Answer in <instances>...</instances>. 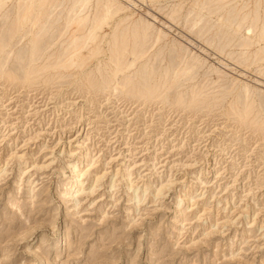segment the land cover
<instances>
[{
	"label": "rangeland",
	"instance_id": "rangeland-1",
	"mask_svg": "<svg viewBox=\"0 0 264 264\" xmlns=\"http://www.w3.org/2000/svg\"><path fill=\"white\" fill-rule=\"evenodd\" d=\"M0 2V264H264V0Z\"/></svg>",
	"mask_w": 264,
	"mask_h": 264
},
{
	"label": "bare ground",
	"instance_id": "bare-ground-1",
	"mask_svg": "<svg viewBox=\"0 0 264 264\" xmlns=\"http://www.w3.org/2000/svg\"><path fill=\"white\" fill-rule=\"evenodd\" d=\"M4 1H7V0H4ZM80 1H81V0H80ZM82 1L84 2V0H82ZM110 1H112V0H110ZM36 2H37V1H36ZM40 2H42V1H40ZM40 2H37V3L39 4ZM75 2H76V1H75ZM75 2H74V3H75ZM83 2H81V3H83ZM87 2H88V0H87ZM0 3H1V2H0ZM26 3H27V2H26ZM44 3H45V2H44ZM77 3H79V1L76 2V4H77ZM85 3H86V2H85ZM104 3H106V1H105ZM23 4H25V3H23ZM28 4H29V3H28ZM88 4H89V3H88ZM112 4H113V3H112ZM41 5H42V4H41ZM72 5H73V4H72ZM79 5H80V7H81V4H79ZM108 5H109V4H108ZM21 6H22V5H21ZM37 6H38V5H37ZM75 6H76V5H75ZM103 6H104V4H103ZM113 6H114V5H113ZM117 6H118V5H117ZM32 7H33V5H32ZM35 7H36V6H35ZM41 7H42V6H41ZM78 7H79V6H78ZM101 7H102V6H101ZM106 7H107V6H106ZM37 8L39 9V7H37ZM85 8H86V7H85ZM98 8H99V7H98ZM103 8H104V7H103ZM115 8H116V7H115ZM117 8H118V7H117ZM120 8H121V7H120ZM229 8H230V7H229ZM24 9H26V8L24 7ZM76 9H77V7H76ZM76 9H73V11H74V10L76 11ZM79 9H80V8H79ZM112 9H113V8H112ZM226 9H227V8H226ZM36 10H37V9H36ZM41 10H42V9H41ZM77 10H78V9H77ZM22 11H23V10H22ZM73 11H72V14L74 13ZM81 11H82V10H81ZM107 11H108V9H107ZM120 11H121V10H120ZM223 11H224V10H223ZM228 11H229V10H228ZM37 12H38V11H37ZM48 12H49V11H48ZM104 12H105V11H104ZM115 12H116V11H115ZM255 12L257 13L256 8H255ZM22 13H23V12H22ZM112 13H114V11H113ZM172 13H173V12H172ZM174 13H175V12H174ZM253 13H254V12H253ZM253 13H252V14H253ZM74 14H75V13H74ZM74 14H73V15H74ZM107 14H108V13H107ZM107 14H106V15H107ZM32 15H33V14H32ZM46 15H47V14H46ZM104 15H105V14H103V16H104ZM108 15H109V14H108ZM248 15H249V14H248ZM255 15H256V14H255ZM1 16H3V15H1ZM30 16H31V15H30ZM44 16H45V14H44ZM71 16H72V15H71ZM112 16H114V15H112ZM115 16H116V15H115ZM115 16H114V17H115ZM117 16H118V15H117ZM117 16H116V17H117ZM170 16H171V15H170ZM246 16H247V15H246ZM20 17H21V15H20ZM75 17H76V16H75ZM75 17H72V19L75 18ZM109 17H110V15H109ZM241 17H242V16H241ZM241 17H240V18H241ZM30 18H31V17H30ZM32 18H33V17H32ZM44 18H45V17H44ZM172 18H173V17H172ZM242 18H243V17H242ZM244 18H245V16H244ZM247 18H248V16H247ZM247 18H246V19H247ZM20 19H21V18H20ZM34 19H35V17H34ZM45 19H48V18H45ZM49 19H50V18H49ZM77 19H78V18H77ZM104 19H105V17H104ZM104 19H103V20H104ZM111 19H112V18H111ZM223 19H225V18H223ZM223 19H222V20H223ZM226 20H227V19H226ZM239 20H240V19H239ZM263 20H264V19H263ZM33 21H34V20H33ZM33 21H32V22H33ZM42 21H43V20H42ZM111 21H112V20H111ZM199 21H200V20H199ZM224 21H225V20H224ZM240 21H241V20H240ZM15 22H16V21H15ZM18 22H20V21H18ZM52 22H53V21H52ZM107 22H108V21H107ZM229 22H230V21H229ZM243 22H244V21H243ZM243 22H242V23H243ZM29 23H30V22H28V24H29ZM53 23H54V22H53ZM69 23H70V22H69ZM90 23H91V22H90ZM104 23H105V22H104ZM104 23H103V24L101 23V25L103 26ZM114 23H115V22H114ZM231 23H232V22H231ZM91 24H92V23H91ZM119 24H120V23H119ZM121 24H122V23H121ZM29 25H30V24H29ZM38 25H39V24H38ZM40 25H41V24H40ZM101 25H100V26H101ZM136 25H137V24H136ZM263 25H264V24H263ZM33 26H34V25H33ZM42 26H43V25H42ZM92 26H93V25H92ZM92 26H91V27H92ZM134 26H135V25H134ZM143 26H145V25H143ZM149 26H150V25H149ZM149 26H148V27H149ZM16 27H18V25H17ZM30 27H31V25L29 26V31H30ZM93 27H94V26H93ZM108 27H109V26H108ZM118 27H119V26H118ZM138 27H139V25H138ZM148 27H147V28H148ZM20 28H21V26H20ZM35 28H37V27H35ZM38 28H39V27H38ZM38 28H37V29H38ZM88 28H89V27H88ZM98 28H99V27H98ZM142 28H143V27H142ZM191 28H192V27H191ZM16 29H17V28H16ZM16 29H15V30H16ZM39 29H40V28H39ZM45 29H47V28L45 27ZM49 29H50V28H49ZM52 29H53V28H52ZM96 29H97V28H96ZM100 29H101V28H100ZM132 29H133V28H132ZM136 29H137V28H136ZM140 29H141V28H140ZM144 29H146V28H144ZM235 29H236V28H235ZM260 29H261V28H260ZM263 29H264V28H263ZM263 29H261V31H263ZM20 30H21V29H20ZM33 30H34V29H32V31H33ZM47 30H48V29H47ZM88 30H89V29H88ZM114 30H116V29L114 28ZM114 30H113V31H114ZM125 30H127V28H126ZM137 30H138V29H137ZM233 30H234V29H233ZM233 30H232V31H233ZM37 31H38V30H37ZM92 31H95V30H92ZM142 31H143V30H142ZM144 31H145V30H144ZM14 32H15V31H14ZM83 32H84V31H83ZM129 32H130V31H129ZM147 32H148V30H147ZM258 32H260V31H258ZM5 33H6V31H5ZM18 33H19V32H18ZM41 33H42V32H41ZM92 33H93V32H92ZM96 33H98V31H97ZM112 33H113V32H112ZM116 33H117V32H116ZM134 33H135V32H134ZM201 33H202V32H201ZM235 33H236V32H235ZM262 33H264V31H263ZM11 34H12V32H11ZM27 34H28V33H27ZM27 34H25V35L28 36ZM37 34H38V33H37ZM44 34H45V31H44L43 35H44ZM86 34H88V32H87ZM89 34H90V33H89ZM94 34H95V33H94ZM121 34H122V33H121ZM146 34H147V33H146ZM205 34H206V33H205ZM231 34H233V32H232ZM257 34H258V33H257ZM29 35H30V33H29ZM43 35H39V37H40V36H43ZM127 35H128V34H127ZM131 35H132V34H131ZM134 35L136 36V34H133V36H134ZM142 35H143V33H142ZM199 35H200V34H199ZM199 35H198V36H199ZM34 36H35V35H34ZM90 36H91V35H90ZM90 36H89V37H90ZM133 36H131V37H133ZM144 36H145V35H144ZM201 36H202V35H201ZM227 36H228V35H227ZM232 36H233V35H232ZM250 36H251V35H250ZM259 36H260V34H259ZM263 36H264V35H263ZM11 37H12V36H11ZM39 37H38V35H37V38H38V39H39ZM77 37H78V36H77ZM89 37L87 36V38H89ZM96 37H97V35H96ZM137 37H138V36H137ZM145 37H146V36H145ZM228 37H229V36H228ZM233 37H235V36H233ZM28 38H29V37H28ZM79 38H81V37H79ZM97 38H98V37H97ZM97 38H96V39H97ZM112 38H113V37H112ZM126 38H127V36H126ZM141 38H142V37H141ZM226 38H227V37H226ZM246 38H248V37H246ZM40 39H41V38H40ZM44 39H45V38H44ZM69 39H70V38H69ZM76 39H77V38H76ZM85 39H86V38H85ZM93 39H95V38L93 37ZM93 39H92V40H93ZM113 39H114V38H113ZM127 39H128V38H127ZM218 39H219V38H218ZM251 39H252V38H251ZM253 39H254V38H253ZM259 39H260V38H259ZM42 40H43V39H42ZM79 40H80V39H79ZM89 40H90V39H89ZM89 40H88V41H89ZM102 40H104V39H103V36H102ZM125 40H126V39H125ZM131 40H132V39H131ZM224 40H225V39H223V41H224ZM229 40H230V39H229ZM231 40H232V39H231ZM245 40H246V39H245ZM28 41H29V40H28ZM30 41H31V40H30ZM39 41H40V40H39ZM77 41H78V40H77ZM86 41H87V40H86ZM115 41H116V40H115ZM115 41H114V43H115ZM156 41H157V39H156ZM220 41H221V40L219 39V43H220ZM254 41H255V40H254ZM34 42H35V41H34ZM71 42H72V45H73L74 43H73L72 40H71ZM71 42H70V43H71ZM95 42H96V41H95ZM100 42H101V41H100ZM138 42H139V41H138ZM138 42H137V43H138ZM230 42H231V41H230ZM250 42H251V41H250ZM257 42H258V40H257ZM259 42H260V41H259ZM91 43H92V41H91ZM91 43H90V44H91ZM114 43H113V44H114ZM116 43H117V42H116ZM119 43H120V42H119ZM134 43H135V40H134ZM134 43H133V45H134ZM224 43H225V42H224ZM228 43H229V42H228ZM245 43H246V41H245ZM30 44H33L32 41H31ZM30 44H29V46H30ZM84 44H85V43H84ZM87 44H88V43H87ZM127 44H128V43H127ZM26 45H27V44H26ZM70 45H71V44H70ZM88 45H89V44H88ZM88 45H85V46H88ZM93 45H94V41H93ZM116 45H117V44H116ZM121 45H122V44H121ZM136 45H137V44H136ZM211 45H212V44H211ZM221 45H222V44H221ZM227 45H228V44H227ZM27 46H28V45H27ZM96 46H97V45H96ZM125 46H126V44H125ZM218 46H219V45H218ZM222 46H223V45H222ZM224 46H225V45H224ZM224 46H223V47H224ZM31 47H32V46H31ZM74 47H75V46H74ZM77 47H78V46H77ZM134 47H135V46H134ZM215 47H216V46H215ZM26 48H27V47H26ZM29 48H30V47H29ZM34 48H35V47H34ZM63 48H64V47H63ZM89 48H90V46H89ZM112 48H113V46H112ZM121 48H122V47H121ZM124 48H125V47H124ZM126 48H127V47H126ZM30 49H31V48H30ZM38 49H39V47H38ZM38 49H37V50H38ZM65 49H66V48H65ZM67 49H68V48H67ZM67 49H66V51L69 50V49H68V50H67ZM76 49H77V48H76ZM92 49H93V48H92ZM97 49H98V48H97ZM118 49H119V47H118ZM134 49H135V48H134ZM219 49H221V48H219ZM28 50H29V49H28ZM81 50H82V49H81ZM90 50H91V49H90ZM115 50H117V49H115ZM121 50H122V49H121ZM260 50H261V48H260ZM263 50H264V48H263ZM59 51H60V50H59ZM66 51H65V52H66ZM101 51H102V50H101ZM123 51H124V50H123ZM33 52H34V50H33ZM87 52H88V51H87ZM99 52H100V50H99ZM110 52H112V50H111ZM255 52H256V51H255ZM29 53H30V52H29ZM69 53H70V52H69ZM78 53H79V52H77V54H78ZM95 53H96V51H95ZM116 53H117V52H115V54H116ZM118 53H119V51H118ZM262 53H263V51H262ZM60 54H61V52H60ZM62 54H63V53H62ZM74 54H75V53H74ZM88 54H90V53H88ZM135 54H136V53H135ZM78 55H80V54H78ZM93 55H94V54H93ZM117 55H118V54H117ZM128 55H129V54H128ZM59 56H60V55H59ZM70 56H71V55H70ZM72 56H75V55H72ZM72 56H71V58H72ZM76 56H77V55H76ZM113 56H114V54H113ZM122 56H123V58H124V54H123ZM137 56H138V54H137ZM262 56H263V55H262ZM86 57H87V56H86ZM88 57H89V56H88ZM130 57H132V56L130 55ZM141 57H142V56H141ZM141 57H140V58H141ZM71 58H70V59H71ZM91 58H92V57H91ZM117 58H118V57H117ZM70 59H69V60H70ZM76 59H78V58L76 57ZM80 59H82V58H80ZM88 59H89V58H88ZM110 59H111V58H110ZM113 59H114V58H113ZM260 59H261V58H260ZM82 60H83V59H82ZM118 60H119V58H118ZM134 60H135V59H134ZM235 60H236V59H235ZM21 61H22V60H21ZM29 61H30V60H29ZM33 61H34V60L32 59L31 62L33 63ZM60 61H61V60H60ZM76 61H77V60H76ZM76 61H75V63H76ZM79 61H80V60H79ZM83 61H84V60H83ZM112 61H113V60H112ZM114 61H115V60H114ZM123 61H124V59H123ZM238 61H239V60H238ZM241 61H242V60H241ZM241 61H240V62H241ZM27 62H28V61H27ZM27 62H26V63H27ZM31 62H30V63H31ZM56 62H57V61H56ZM58 62H59V61H58ZM68 62H69V61H68ZM77 62H78V61H77ZM81 62H82V61H81ZM87 62H88V61H87ZM116 62H117V60L115 61V63H116ZM121 62H122V61H121ZM129 62H130V61H129ZM134 62H135V61H134ZM240 62H239V63H240ZM5 63H6V62H5ZM32 63H31V64H32ZM62 63H63V59H62ZM66 63H67V62H66ZM69 63H71V62H69ZM72 63H73V62H72ZM72 63H71V64H72ZM82 63H83V62H82ZM111 63H112V62H111ZM115 63H114V64H115ZM117 63H118V62H117ZM119 63H120V62H119ZM119 63H118V65H119ZM0 64H1V63H0ZM28 64H29V63H28ZM64 64H65V63H64ZM64 64H61V65H64ZM3 65H4V62H3ZM5 65H6V64H5ZM26 65H27V64H26ZM52 65H54V64H52ZM59 65H60V64H59ZM73 65H76V64H73ZM131 65H132V64H131ZM131 65H130V66H131ZM134 65H135V64H134ZM1 66H2V65H1ZM1 66H0V68H1ZM28 66H29V65H28ZM66 66H67V65H66ZM66 66H65V67H66ZM112 66H113V65H112ZM114 66H115V65H114ZM114 66H113V67H114ZM125 66H127V65H125ZM130 66H129V67H130ZM145 66H147V65H145ZM48 67H49V66H48ZM56 67H57V66H56ZM58 67H60V66H58ZM68 67H69V66H68ZM73 67H75V66H73ZM2 68H3V66H2ZM52 68H53V67H52ZM61 68L63 69V67H61ZM69 68H70V67H69ZM71 68H72V67H71ZM78 68H80V67H78ZM81 68H82V67H81ZM114 68H115V67H114ZM116 68H117V67H116ZM118 68H119V67H118ZM122 68H123V67H122ZM132 68H133V66H132ZM144 68H145V67H144ZM44 69H45V68H44ZM59 69H60V68H59ZM110 69H112V68H110ZM119 69H120V68H119ZM145 69H147V68H145ZM149 69H150V68H149ZM1 70H3V69H1ZM66 70H67V69H66ZM117 70H118V69H117ZM125 70H126V69H125ZM125 70H124V72H125ZM138 70H139V68H138ZM78 71H79V70H78ZM80 71H81V70H80ZM126 71H127V70H126ZM136 71H137V70H136ZM0 72H1V71H0ZM107 72H108V71H107ZM115 72H117V71L115 70ZM120 72H121V69H120ZM130 72H131V71H130ZM148 72H149V71H148ZM1 73H2V72H1ZM109 73H110V72H109ZM117 73H118V72H117ZM122 73H123V71H122ZM149 73H150V72H149ZM107 74H108V73H107ZM115 74H116V73H115ZM130 74H131V73H130ZM133 74H134V73H133ZM144 74H145V73H144ZM151 74H152V72H151ZM167 74H168V73H167ZM109 75H110V74H109ZM111 75H112V74H111ZM138 75H139V74H138ZM114 76H115V75H114ZM125 76H126V75H125ZM130 76H131V75H130ZM130 76H129V77H130ZM134 76H135V75H134ZM106 77H107V76H106ZM122 77H123V74H122ZM135 77H136V76H135ZM154 77H155V76H154ZM167 77H168V75H167ZM114 78H115V77H114ZM114 78H113V79H114ZM127 78H128V77H127ZM147 78H149V77H147ZM152 78H153V77H152ZM152 78H151V79H152ZM115 79H116V78H115ZM138 79H139V78H138ZM141 79H142V78H141ZM158 79H159V78H158ZM167 79H168V78H167ZM88 80H89V79H88ZM135 80H136V79H135ZM139 80H140V79H139ZM174 80H175V79H174ZM92 81H93V80H92ZM127 81H128V80H127ZM143 81H144V79H143ZM153 81H154V80H153ZM161 81H162V80H161ZM170 81H171V80H170ZM109 82H110V81H109ZM114 82H115V81H114ZM118 82H120V81H118ZM118 82H117V80H116V83H118ZM133 82H134V81H133ZM141 82H142V81H141ZM166 82H168V81L166 80ZM172 82H173V80H172ZM172 82H171V83H172ZM124 83H125V82H124ZM128 83H129V82H127V84H128ZM130 83H131V82H130ZM145 83H146V82H145ZM152 83H153V82H152ZM169 83H170V82H169ZM90 84H91V83H90ZM107 84H108V81H107ZM136 84H137V83H136ZM139 84H140V83H139ZM164 84H165V83H164ZM172 84H173V83H172ZM88 85H89V84H88ZM121 85H122V84H121ZM140 85H141V84H140ZM142 85H143V84H142ZM157 85H158V84H157ZM157 85H156V86H157ZM162 85H163V84H162ZM165 85H166V84H165ZM170 85H171V84H170ZM124 86H125V85H124ZM126 86H127V85H126ZM126 86H125V87H126ZM129 86H131V85H129ZM143 86H144V85H143ZM147 86H148V85H147ZM147 86H145V87H147ZM149 86H150V85H149ZM127 87H128V86H127ZM127 87H126V88H127ZM134 87H135V85H134ZM136 87H137V86H136ZM140 87H141V86H140ZM140 87H139V88H140ZM152 87L154 88V83H153V86H152ZM159 87H160V86H159ZM170 87H171V86H170ZM172 87H173V86H172ZM119 88H120V87H119ZM126 88H125V89H126ZM131 88H132V87H131ZM150 88H151V87H150ZM245 88H246V87H245ZM133 89H134V88H133ZM143 89H144V88H143ZM155 89H157V88H155ZM165 89H166V87H165ZM165 89H164V90H165ZM121 90H122V89H121ZM138 90H139V89H138ZM152 90H153V89H152ZM159 90H160V89H159ZM246 90H247V88H246ZM125 91H126V90H125ZM140 91H141V90H140ZM143 91H144V90H143ZM145 91H146V90H145ZM145 91H144V92H145ZM157 91H158V90H157ZM244 91H245V89H244ZM246 92H247V91H246ZM140 93H141V92H140ZM147 93H148V92H147ZM153 93H154V92H152V94H153ZM156 93H157V92H156ZM163 93H164V92H163ZM142 94H143V92H142ZM142 94H141V95H142ZM145 94H146V93H145ZM149 94H151V93H149ZM159 94H160V93H159ZM125 95H126V94H125ZM128 95H129V94H128ZM131 95H132V94H131ZM133 95H134V94H133ZM162 95H163V94H162ZM193 95H194V94H193ZM248 95H249V94H248ZM248 95H246V96L248 97ZM138 96H139V95H138ZM144 96H145V95H144ZM153 96H154V95H153ZM153 96H152V98H153ZM163 96H164V95H163ZM246 96H244V97H246ZM142 97H143V96H142ZM139 98H140V97H139ZM144 98H146V96H145ZM147 98H148V95H147ZM149 98H150V97H149ZM183 98H185V97H183ZM190 98H191V97H190ZM192 98H193V97H192ZM250 98H251V96H250ZM185 99H186V98H185ZM185 99H183V100H185ZM237 99H238V98H237ZM237 99H236V100H237ZM177 100H178V99H177ZM241 100H242V99H241ZM244 100H245V99H244ZM263 100H264V99H263ZM179 101H180V100H179ZM191 101H192V100H191ZM191 101H190V102H191ZM247 101H248V100H247ZM181 102H183V101L181 100ZM181 102H180V104H181ZM236 102H237V101H236ZM241 102H242V101H241ZM260 102H261V101H260ZM184 103H185V102H184ZM234 103H235V102H234ZM239 103H240V100H239ZM236 104H237V103H236ZM188 105H189V104H188ZM240 105H241V103H240ZM232 106H233V105H232ZM237 106H238V105H237ZM243 106H244V105L242 104V107H243ZM252 106H253V105H252ZM230 108H232V107H230ZM240 108H241V107H240ZM255 108H256V107H255ZM241 109H242V108H241ZM244 109H245V108H244ZM231 110H232V109H231ZM256 110H257V109H256ZM238 111H239V110H238ZM233 112H235V111H233ZM233 112H232V113H233ZM240 112H241V110H240ZM242 112H243V110H242ZM258 112H259V111H258ZM262 113H263V112H262ZM262 113H260V114H262ZM238 114H239V113H238ZM241 114H242V113H241ZM260 114H259V115H260ZM263 114H264V113H263ZM234 115H235V114H234ZM256 115H258V114H256ZM243 116H244V114H243ZM234 117H235V116H234ZM236 117H237V116H236ZM254 117H255V116H254ZM259 117H260V116H259ZM239 118H240V117H239ZM255 118H256V117H255ZM255 118H254V119H255ZM235 119H236V118H235ZM240 119H242V118H240ZM263 119H264V118H263ZM244 120H245V119H244ZM257 120H260V119H257ZM239 121H240V120H239ZM263 122H264V121H263ZM261 124H262V123H261ZM250 125H251V124H250ZM81 143H82V142H81ZM78 147L81 148V147H83V145H79ZM68 166L70 167L69 164H68ZM124 167H125V166H124ZM37 168H39V167H37ZM70 168L72 169V167H70ZM86 169H87V171H88V170L90 169V165H87V166H86ZM23 170H24V169H23ZM23 170H22V173L24 172ZM29 170H30V169H29ZM86 173H87V172H85L84 169H81V170H78V169H72V173H71L72 175H70L69 178H68V180H67L65 183H63V184H65L64 187H66V189H67V192L65 191V194L63 193V194L65 195V198H67L68 200H73V199H75L76 193H78V192L81 190V188L84 187V186H82V180H84V179H83V178H84L83 175L86 174ZM122 173H123V172H122ZM88 176H89V175H88ZM82 177H83V178H82ZM94 180H95V179H94ZM125 180H126V179H125ZM95 181H96V180H95ZM36 185H37V184H36ZM36 185H35V186H36ZM130 186H131V185H130ZM163 188H164V187H163ZM91 189H92V187H91ZM62 190H63V189H62ZM89 190H90V189H89ZM31 191H32V190H31ZM83 191H84V190L82 189L81 194L83 193ZM143 191H144V190H143ZM155 191H156V190H155ZM158 191H159V189H158ZM160 191H161V190H160ZM88 192H89V191H88ZM92 192H93V191L91 190V193H92ZM160 193H161V192H160ZM155 194H156V195H159V192H157V193H155ZM67 195H68V196H67ZM62 196H63V195H62ZM65 200H66V199H65ZM15 202H16V200H15ZM9 203H10V202H9ZM134 203H136V201H135ZM10 204H12L11 206L14 205V203H10ZM17 205H18V204H17ZM17 205H16V207H17ZM136 205H138V201H137V204H136ZM18 206H19V205H18ZM18 208H21V206H19ZM63 236H64V235H63ZM64 238H65V237H64ZM42 240H43V239H42ZM65 240H66V239H65ZM42 242H44V241H42ZM64 243H65V242H64ZM45 244H46V243H45ZM32 253H33V252H32ZM34 254H35V253H34ZM37 257H38L39 259H41V260L43 259L39 254L37 255ZM37 260H38V259H37ZM38 261H39V260H38Z\"/></svg>",
	"mask_w": 264,
	"mask_h": 264
}]
</instances>
